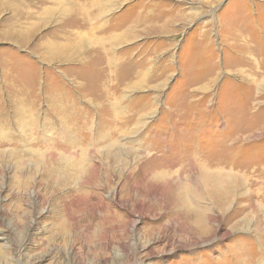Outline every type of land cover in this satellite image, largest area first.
<instances>
[{"label": "rangeland", "instance_id": "1", "mask_svg": "<svg viewBox=\"0 0 264 264\" xmlns=\"http://www.w3.org/2000/svg\"><path fill=\"white\" fill-rule=\"evenodd\" d=\"M0 264H264V0H0Z\"/></svg>", "mask_w": 264, "mask_h": 264}, {"label": "bare ground", "instance_id": "2", "mask_svg": "<svg viewBox=\"0 0 264 264\" xmlns=\"http://www.w3.org/2000/svg\"><path fill=\"white\" fill-rule=\"evenodd\" d=\"M78 9V8H77ZM73 11V10H72ZM78 11V10H77ZM74 12L75 14H77V15H75V18L76 17H81V21L79 22V24H80V26L81 25H83L84 23L87 25L88 24V22H89V19H90V17L91 16H88V18H87V16L85 15V14H80V13H78V12ZM82 13V12H81ZM98 13H100V11L98 12ZM79 15V16H78ZM100 14H96V17H98ZM74 16V15H73ZM76 24H78V22H76L75 21V23H74V25H76ZM17 35V34H16ZM20 35H22V39H23V36H24V34H20ZM17 38V37H16ZM16 41V40H15ZM21 41V40H20ZM78 51V50H77ZM77 51L75 50L74 52H73V55H75L76 53H77ZM80 51V50H79ZM52 59H64V61H70L71 59H74V58H76V57H82V56H50ZM116 60V59H115ZM32 119V118H31ZM62 134L64 135L65 133H64V130H63V132H62ZM27 138V137H26ZM62 138V143H64V145L65 146H69L70 145V143L68 142V139H70V138H68L67 139V136H62L61 137ZM94 138V137H93ZM92 138V139H93ZM105 138V137H104ZM110 138H112V137H110ZM63 139H64V141H63ZM102 139V138H101ZM107 139V138H106ZM111 140V139H110ZM102 141H104V139L102 140ZM77 142V141H76ZM105 142V141H104ZM92 146V145H91ZM73 147V146H72ZM74 148V147H73ZM91 149V148H90ZM110 149H112V148H110ZM93 150V149H92ZM102 151H103V149H101ZM109 150V149H108ZM108 150H106V151H108ZM79 151V150H78ZM99 152H100V150H98ZM81 152V151H80ZM111 152V151H110ZM50 153H51V151H50ZM112 153V152H111ZM75 154V153H74ZM81 154V153H80ZM85 154V153H84ZM87 154H90V152H87ZM96 154V153H95ZM100 154V153H99ZM102 154V153H101ZM105 154V153H104ZM115 154V153H114ZM114 154H112V159H116V156L114 155ZM117 154V153H116ZM70 155H72V154H70ZM93 155V154H92ZM79 156V155H78ZM77 157V156H76ZM120 158V157H119ZM117 160V159H116ZM92 161H93V159H92ZM98 161V160H97ZM102 161V160H101ZM100 162V161H99ZM126 162V161H125ZM125 162H123V164H125ZM83 163V162H82ZM109 163V162H108ZM116 163V162H115ZM120 163V162H119ZM101 164V163H100ZM105 164V163H104ZM84 165V164H83ZM91 165V164H90ZM80 167V166H79ZM89 167H91V166H89ZM191 167V166H190ZM189 167V168H190ZM74 168V167H73ZM81 168H83V166L81 167ZM96 167H94V169H95ZM103 168V167H102ZM102 168H101V170H102ZM116 168V167H115ZM132 168V167H131ZM78 169H80V168H78ZM91 169V168H90ZM117 169V168H116ZM121 169V168H120ZM86 170V169H85ZM115 170V169H114ZM118 170H119V168H118ZM59 171H61V170H59ZM78 171V170H77ZM109 171H110V169H109ZM117 171V170H116ZM67 172V171H66ZM61 173V174H64L65 175V179H63L62 180V182L63 183H65L66 184V182H68V177H67V173ZM69 172V171H68ZM88 172V171H87ZM99 172V171H98ZM73 173V172H72ZM117 173V172H116ZM116 173H115V175H116ZM121 173V172H120ZM70 174V173H69ZM75 174V173H74ZM113 174V173H112ZM111 174V175H112ZM55 175V174H54ZM71 175V174H70ZM95 175V174H94ZM118 175V174H117ZM116 175V176H117ZM69 176V175H68ZM73 176V175H72ZM71 176V177H72ZM75 176V175H74ZM77 176H79V175H77ZM114 176V175H113ZM76 177V176H75ZM87 177V176H86ZM99 177H101V176H99ZM111 177V176H110ZM113 178H115V176L113 177ZM113 180V179H112ZM84 181H85V179H84ZM83 182V181H82ZM105 182V181H104ZM88 185V184H87ZM90 186H91V184H89ZM100 185V184H99ZM85 186V185H84ZM93 187H95V185L93 186ZM86 188V187H85ZM91 188V187H90ZM175 188V187H174ZM180 188V187H179ZM77 189V188H76ZM181 189V188H180ZM196 189H198V188H196ZM163 190V189H162ZM166 190V189H165ZM199 191H200V189H198ZM73 191V190H72ZM85 191V190H84ZM181 191V190H180ZM192 190L190 189V188H188V187H184V192H183V198H181V200H180V198H179V200H175L174 202H173V206H172V208H173V210H174V214L175 215H177L178 217L180 216V217H183L184 216V219L187 221V222H190V221H193L194 222V225H192V223L190 222V226H188L189 227V232H190V234L191 235H189L188 233H187V235H188V237L186 238V241H187V243L188 244H193V243H195L194 241H195V238H196V236H202V235H204L205 233V231H206V229L205 228H201L202 226H200V224H202V219L201 218H199V217H197V216H195V215H192V216H190V213L191 212H193L194 214L195 213H197L198 211H199V208L200 207H198L197 206V204H196V197H197V194H195L194 192H191ZM261 191V190H260ZM72 194V193H71ZM80 194V193H79ZM262 194V193H261ZM90 195V194H89ZM92 195V194H91ZM71 196V195H70ZM248 196V195H247ZM177 197V196H176ZM263 198V197H262ZM84 199V198H83ZM186 199H189V200H186ZM85 200V199H84ZM82 202V201H81ZM252 202V201H251ZM243 206V205H242ZM241 206V207H242ZM173 213V212H172ZM136 223H134V226L136 227V225H135ZM185 225V224H184ZM134 226L132 225V226H130V228L133 230V228H134ZM187 227V228H188ZM168 229V228H167ZM168 233V232H167ZM194 235V236H193ZM171 236V235H170ZM197 239V238H196ZM170 240H173L172 239V237L170 238ZM174 244V243H173ZM152 245L153 244H151V243H149L148 245H145L144 247H143V250L144 251H146V253H149V254H153L152 253ZM159 245V244H158ZM179 245H181V244H179ZM165 246V245H164ZM171 246V245H170ZM182 247H185L184 245L182 246ZM154 252V251H153ZM164 253L165 252H167V251H163Z\"/></svg>", "mask_w": 264, "mask_h": 264}]
</instances>
